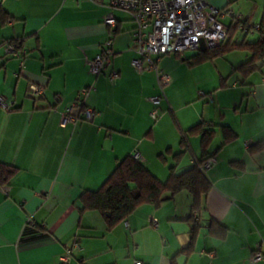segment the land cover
Returning a JSON list of instances; mask_svg holds the SVG:
<instances>
[{"label":"crops","instance_id":"obj_1","mask_svg":"<svg viewBox=\"0 0 264 264\" xmlns=\"http://www.w3.org/2000/svg\"><path fill=\"white\" fill-rule=\"evenodd\" d=\"M211 2L248 24L264 23V0ZM110 13L89 0H0V163L18 169L10 186L0 187V264H65V255L66 264H264L252 261L259 246L264 252V62L244 77L236 69L249 59L245 52L194 66L185 60L189 53L162 57L157 67L170 83L155 122L156 73L135 70V25L114 10L116 25L109 29ZM223 23L224 44L259 38L232 19ZM110 38L112 62L95 77L88 61ZM11 42L19 56L6 53ZM235 54L248 59L231 60ZM90 86L96 91L85 105H75ZM83 106L94 119L63 126L67 109L79 116ZM199 125L214 126L206 147L190 133ZM222 127L236 135L224 146ZM184 134L189 148L177 175L205 150L215 152L216 164L205 172L211 189L200 208L181 193L159 206H140L112 229L98 212H82L80 196L98 191L133 153L167 181ZM258 145L262 150L251 152ZM28 218L39 233L24 238ZM213 222L226 233L211 229Z\"/></svg>","mask_w":264,"mask_h":264},{"label":"built area","instance_id":"obj_2","mask_svg":"<svg viewBox=\"0 0 264 264\" xmlns=\"http://www.w3.org/2000/svg\"><path fill=\"white\" fill-rule=\"evenodd\" d=\"M90 2L108 8L111 13L105 18L104 25L112 29L116 25L113 15L114 10L127 13L135 25L133 34L134 52L137 55L132 63L139 74L154 71L157 76L158 86L161 91L159 96L151 98L154 106L151 118L157 122L161 118L160 107L166 98L165 88L170 83V76L157 67V63L164 56L175 54L184 56L188 53L201 51L202 41L207 49L215 48L225 43L229 37L225 19H232L235 22L242 18L231 10H218L212 7L208 0H89ZM251 32L261 30V25L256 24L250 27ZM113 39L105 43L103 52L95 59L89 60L90 73L98 77L103 74L112 62ZM6 53L12 56H19L18 44L9 43L6 45ZM118 74L109 75L110 82L115 84ZM95 86H90L80 91L77 106L85 105V100L90 93L95 92ZM42 92L33 88V94L38 96ZM0 104H4L0 98ZM72 108L62 115L63 126L68 122L77 124L79 121H92L95 112L83 106L79 116H72ZM132 158L144 163V158L133 153ZM216 164L211 159L202 166L205 172ZM157 226V221L154 220ZM38 226L32 219L28 218L24 228V238L37 234ZM75 247L79 246L75 244ZM70 252V251H69ZM264 260L262 246H259L252 256V261L257 263ZM63 263L68 262V255L62 259ZM136 264H142L137 262Z\"/></svg>","mask_w":264,"mask_h":264},{"label":"trees","instance_id":"obj_3","mask_svg":"<svg viewBox=\"0 0 264 264\" xmlns=\"http://www.w3.org/2000/svg\"><path fill=\"white\" fill-rule=\"evenodd\" d=\"M237 24L243 27L248 34L256 33L251 32L250 27L252 25L243 19L238 21ZM260 25L261 30L257 32L259 33V38L254 43H250L246 39L240 43L230 40L228 43H223L215 48L189 53L190 56L185 60L189 65L194 66L216 58L225 57L233 52H245L249 55V59L239 66L236 71H240L244 77H248L259 70L260 65L264 62V23ZM231 36L232 39L234 33ZM213 129V125H209V128L199 125L193 128L190 133L199 134L206 147L213 137ZM222 131L223 146L236 139V135L230 129L222 127ZM181 148L182 150L174 155L176 163L170 168V176L167 181H160L149 171L145 163L137 162L132 156H129L117 164L112 175L98 191H85L80 196V209L82 212H98L105 218L107 227L112 229L140 206L146 203L159 206L165 198H174L181 193L191 195L194 208H200L204 198L211 189V184L206 177L205 171L202 170V166L215 158V152L211 154L209 150H205L191 169L177 175V163L183 158L189 148L188 134H184L181 139ZM262 148V145L255 146L251 148V152L261 151ZM17 173L18 169L15 166L0 163V187H9ZM214 226H217L218 232L225 234L227 231L226 228L214 222L211 225V229Z\"/></svg>","mask_w":264,"mask_h":264},{"label":"rangeland","instance_id":"obj_4","mask_svg":"<svg viewBox=\"0 0 264 264\" xmlns=\"http://www.w3.org/2000/svg\"><path fill=\"white\" fill-rule=\"evenodd\" d=\"M226 1H227V0H221L222 4H224ZM208 3H209L212 7L216 8V9H218V10L221 9V8H219V7L215 6V5H213L212 2H211V0H209ZM256 39H257V38L255 37V38L250 39V41H255ZM170 55H175V54H170ZM246 57H247L246 54H235V55H233V56L231 57V60H241V61H246V60L248 59V57H247V58H246ZM229 59H230V58H229Z\"/></svg>","mask_w":264,"mask_h":264},{"label":"water","instance_id":"obj_5","mask_svg":"<svg viewBox=\"0 0 264 264\" xmlns=\"http://www.w3.org/2000/svg\"><path fill=\"white\" fill-rule=\"evenodd\" d=\"M207 49V46L204 41H202L201 50L204 51Z\"/></svg>","mask_w":264,"mask_h":264}]
</instances>
